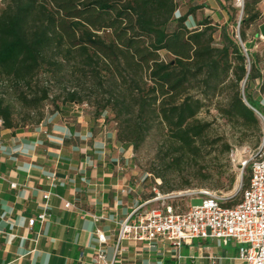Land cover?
I'll list each match as a JSON object with an SVG mask.
<instances>
[{"label": "trees", "instance_id": "trees-1", "mask_svg": "<svg viewBox=\"0 0 264 264\" xmlns=\"http://www.w3.org/2000/svg\"><path fill=\"white\" fill-rule=\"evenodd\" d=\"M262 1L244 0L243 42L247 31L262 18L258 8ZM3 3L0 82L6 93L0 95L2 130L14 131V135L22 130L15 124V104L30 113L38 112L36 125L44 119L42 111L49 103L59 112L50 87L41 83V76L47 75L58 88L69 83L64 103L82 105L94 99L97 117L111 111L121 146L138 150L152 132L163 133L166 154L159 178H154L159 189L170 173L201 158L210 124L199 116L207 100L227 94L226 103L217 106L219 114L242 129L245 137L248 133L262 137L261 120L244 102L246 97L251 106L259 107L248 93L253 81H259L264 93L259 56L251 55L248 68L246 56L226 27L221 28L217 46L219 26L209 19L190 30L188 17L197 9L177 19V0ZM246 47L250 50L248 44ZM87 91L89 97L84 96ZM229 152L227 146L225 153ZM249 181L250 177L244 179V188ZM234 182L233 178L231 186Z\"/></svg>", "mask_w": 264, "mask_h": 264}, {"label": "crops", "instance_id": "crops-1", "mask_svg": "<svg viewBox=\"0 0 264 264\" xmlns=\"http://www.w3.org/2000/svg\"><path fill=\"white\" fill-rule=\"evenodd\" d=\"M195 14L188 17L190 30L197 29ZM262 30L264 24L257 26V37L264 36ZM39 130L16 135L4 130L5 140L0 141L4 177L0 181V264H92L97 230L108 236L111 258L118 223L139 202L152 197V192L142 194L138 180L132 182L131 176L118 170L130 158L131 148L118 144L110 132L96 140L84 127L78 131L53 123V133L45 142ZM114 149L115 155L110 153ZM53 175L56 186L48 180ZM48 192L73 202L76 209H65L64 201L54 197L49 202L52 218L31 228L29 221L42 213ZM92 216L103 220L97 223ZM122 248L119 264H178L163 243L152 249L146 243L125 241ZM182 255V264H215L211 258H223L213 251L210 241L202 240L186 246ZM217 264L227 262L223 258Z\"/></svg>", "mask_w": 264, "mask_h": 264}, {"label": "rangeland", "instance_id": "rangeland-1", "mask_svg": "<svg viewBox=\"0 0 264 264\" xmlns=\"http://www.w3.org/2000/svg\"><path fill=\"white\" fill-rule=\"evenodd\" d=\"M177 1V19L197 9V13L194 16L197 28L205 19H209L213 22V25L219 26L215 36L217 46L221 44V28L226 27L228 33L239 44L243 54L246 56L248 68L251 67V55H258V68L264 73V39L256 36L257 27L247 31L246 42H243L240 36L244 0ZM4 8L3 0H0V13ZM258 8L262 14V18L257 26L264 24V0ZM232 18L234 19L232 20ZM193 25V20H190L189 26L192 27ZM262 34H264V30H262ZM247 44L250 50L246 53ZM41 83L46 87H50L51 100L56 101V105L59 106L60 110L58 113L57 111H53L55 107L49 103L42 111L44 119L39 125H36L35 122L40 119V114L38 112L30 113L22 109L18 104H15L17 112L15 124L19 130L22 129L18 132L28 134L39 128L40 136L46 142L47 138L53 133V123H56L78 131L84 127V130L91 133L96 140H99L104 134L109 132L114 133L117 138L118 126L114 121V115L111 111L106 112L103 117H97L94 99L92 103L87 102L82 105L64 103L66 89L70 87L68 82L62 85L61 88H58L49 76L42 75ZM258 84V80L251 82L248 86V93L251 94L259 105V98L256 92L257 88H259ZM245 88L246 84H243V92ZM5 93L6 86L0 82V95ZM90 95L89 91L84 93L86 97ZM227 99L228 95L224 94L218 100L206 101V107L201 112L199 119L204 123H209L210 130L204 140L201 158L186 162L180 170L170 173L165 180L163 179L164 185L160 189L162 194H185L207 191L217 196L234 198L233 204L240 202L242 196L241 188L244 186V179L250 177V172H242L238 160L240 158H232V152L236 149L245 151L241 155V159L245 160L249 154L248 152H252L260 146L262 137L251 135L250 133L245 137L242 129L234 128L219 114L217 106L225 104ZM3 133L4 130L0 128V141L2 142L5 140ZM50 138L55 140L53 137ZM165 139L163 133L160 131L152 132L138 150L131 147V151L128 152L130 158L125 159L124 163L119 164L120 169L118 170L125 176H131L132 182H135V180L140 182L144 179V182H140V184H142V194L145 196L151 193V189L155 186L154 178H159L157 173L162 170L161 159L166 154ZM227 146L230 147L229 153H225ZM110 153L115 155V149ZM233 178L235 182L231 186ZM200 203L201 200L196 195H183L178 199V202H175V205L180 207L181 212H186L189 206L199 205ZM210 243L213 251L219 257H223L227 264H234V258L238 257L240 248L236 243L230 242L227 246L223 244L219 245L217 242L210 241Z\"/></svg>", "mask_w": 264, "mask_h": 264}, {"label": "built area", "instance_id": "built-area-1", "mask_svg": "<svg viewBox=\"0 0 264 264\" xmlns=\"http://www.w3.org/2000/svg\"><path fill=\"white\" fill-rule=\"evenodd\" d=\"M264 39V36H260ZM247 53L248 50L245 49ZM259 86V84H258ZM259 98V107L252 109L262 124V142L252 152H248L245 160L241 159L243 150L236 149L232 158H240L239 164L242 172H250L249 184L242 189L241 200L237 205H232L234 198L217 196L207 191L185 194H162L157 185L151 189L152 197L144 202H139L127 217L119 224V234L114 247L113 256L108 254V236L97 230V249L92 264H119L123 253L122 244L125 241L146 243L148 247L157 249L160 243L172 251L178 264L184 258L182 251L186 246H192L194 241H211L219 245L236 243L239 255L234 262L240 264H264V93L259 88L256 90ZM2 121L0 120V127ZM4 180L0 172V181ZM54 183L56 175L48 178ZM144 182V179L140 181ZM140 182L137 184L139 185ZM158 185L161 184L157 180ZM16 185H14L15 187ZM126 193V191H123ZM127 193H129L127 191ZM183 195H196L201 200L199 205H191L188 211L181 212L175 205ZM64 201L60 196L48 192L44 194L42 213L29 221L33 228L37 222L46 223L52 218L49 202L52 198ZM67 210H75L73 202L64 201ZM99 223L102 217L92 216ZM40 237V236H38ZM215 264L223 258H211Z\"/></svg>", "mask_w": 264, "mask_h": 264}, {"label": "water", "instance_id": "water-1", "mask_svg": "<svg viewBox=\"0 0 264 264\" xmlns=\"http://www.w3.org/2000/svg\"><path fill=\"white\" fill-rule=\"evenodd\" d=\"M243 48H245V46H243ZM244 102H245V104L250 108V105H249V103L246 101V99H244Z\"/></svg>", "mask_w": 264, "mask_h": 264}]
</instances>
